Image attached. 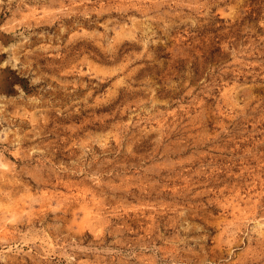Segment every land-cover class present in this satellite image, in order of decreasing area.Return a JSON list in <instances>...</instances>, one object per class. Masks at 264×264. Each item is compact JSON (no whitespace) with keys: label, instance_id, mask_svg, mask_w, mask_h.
Segmentation results:
<instances>
[{"label":"clouds","instance_id":"clouds-1","mask_svg":"<svg viewBox=\"0 0 264 264\" xmlns=\"http://www.w3.org/2000/svg\"><path fill=\"white\" fill-rule=\"evenodd\" d=\"M0 264H264V0H0Z\"/></svg>","mask_w":264,"mask_h":264}]
</instances>
